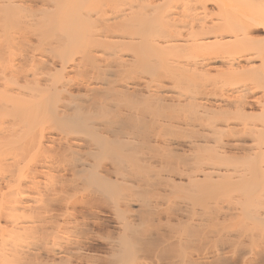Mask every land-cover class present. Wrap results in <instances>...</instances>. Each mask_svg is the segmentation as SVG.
Masks as SVG:
<instances>
[{
    "label": "bare ground",
    "instance_id": "1",
    "mask_svg": "<svg viewBox=\"0 0 264 264\" xmlns=\"http://www.w3.org/2000/svg\"><path fill=\"white\" fill-rule=\"evenodd\" d=\"M260 27L264 0H0V264H264Z\"/></svg>",
    "mask_w": 264,
    "mask_h": 264
},
{
    "label": "rangeland",
    "instance_id": "2",
    "mask_svg": "<svg viewBox=\"0 0 264 264\" xmlns=\"http://www.w3.org/2000/svg\"><path fill=\"white\" fill-rule=\"evenodd\" d=\"M261 27H262V26H261ZM261 27H260V32H261V33L259 32V33H260L259 36H260V37H262V36L264 37V34H263V33H264V28H263V30H262ZM0 170H1L0 172L3 171L2 169H0Z\"/></svg>",
    "mask_w": 264,
    "mask_h": 264
}]
</instances>
